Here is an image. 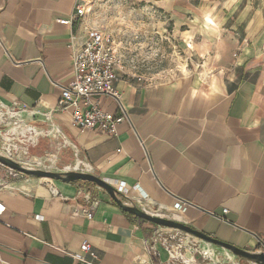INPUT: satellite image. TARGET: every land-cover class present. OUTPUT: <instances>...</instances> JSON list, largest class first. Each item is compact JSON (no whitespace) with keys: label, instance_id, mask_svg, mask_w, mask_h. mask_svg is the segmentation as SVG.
I'll use <instances>...</instances> for the list:
<instances>
[{"label":"crops","instance_id":"1","mask_svg":"<svg viewBox=\"0 0 264 264\" xmlns=\"http://www.w3.org/2000/svg\"><path fill=\"white\" fill-rule=\"evenodd\" d=\"M93 1L0 0V115L64 139L81 170L141 210L264 251V0H111L166 19L161 34L193 54V68L170 79L119 72L127 120L116 137L81 132L71 111L56 112L90 28L88 15L70 26L59 21ZM97 102L122 115L113 99ZM84 188L37 179L0 188V264H80L68 254L85 244L98 264L166 260L147 243L153 225L130 219L104 192H94L92 220L75 215Z\"/></svg>","mask_w":264,"mask_h":264},{"label":"built area","instance_id":"2","mask_svg":"<svg viewBox=\"0 0 264 264\" xmlns=\"http://www.w3.org/2000/svg\"><path fill=\"white\" fill-rule=\"evenodd\" d=\"M88 12L86 5H78L75 17L60 20L59 23L70 26L77 18L86 17ZM120 48L113 37L90 27L87 29L82 46L73 53L75 80L62 89L56 112L71 111L73 126L81 132L98 131L103 135L116 137L118 125L127 120L121 103V95L115 87L119 72L123 69ZM101 97L116 101L122 110V115L114 116L104 111L97 102V99ZM7 124V117L0 115V127ZM14 129L21 131L19 134L24 137L32 136L37 131L34 127L29 126L23 129L20 125H16ZM10 152L3 154L14 161ZM27 167L35 169L34 166L28 165ZM75 170L78 171V169ZM10 172L15 173L12 170ZM12 176L17 177L18 175L15 173ZM96 191L103 192L97 187L81 190L79 196L84 200L85 207L76 211L75 215L84 216L89 220L94 218L100 202L94 197ZM143 211L149 213L146 209ZM5 212L6 207L0 201V221ZM147 243L154 256L160 257V251L165 253L166 260L160 264H242L241 261H236V257L229 252L222 250V254L206 242L175 229L152 226ZM68 255L80 264H98L99 261V256L88 244L81 247V254Z\"/></svg>","mask_w":264,"mask_h":264},{"label":"rangeland","instance_id":"3","mask_svg":"<svg viewBox=\"0 0 264 264\" xmlns=\"http://www.w3.org/2000/svg\"><path fill=\"white\" fill-rule=\"evenodd\" d=\"M89 9L87 20L90 27L113 37L120 45L124 73L165 80L183 75L193 68V54L189 48L180 46L179 40L169 39L167 33L163 35L159 31L160 22L166 23V19L121 1L96 0L89 5ZM165 27L171 31L168 24ZM10 122L0 127L1 153L10 149L14 161L35 169L56 173L75 169L81 171V166L76 168L77 150L64 139L55 133L42 134L33 142L29 140L30 136L19 134L21 131L9 125ZM11 173L0 165V188L31 179L17 172L18 176L14 177L15 173Z\"/></svg>","mask_w":264,"mask_h":264},{"label":"water","instance_id":"4","mask_svg":"<svg viewBox=\"0 0 264 264\" xmlns=\"http://www.w3.org/2000/svg\"><path fill=\"white\" fill-rule=\"evenodd\" d=\"M0 164L7 169H10L24 176H28L31 179L61 182L65 184H77L81 182L92 184L95 187L101 189L107 195H109L123 212L133 216L139 224L147 223L153 226L179 230L194 238L202 240L217 249L229 252L234 257L238 258L241 263L244 262L246 264H264V251H253L247 248L241 249L233 245L213 239L208 235L200 231L194 230L187 225L160 216L149 214L141 210L134 203L128 202L111 184L88 172L72 170L56 173L40 169H33L27 167L26 165L13 161L1 152Z\"/></svg>","mask_w":264,"mask_h":264},{"label":"trees","instance_id":"5","mask_svg":"<svg viewBox=\"0 0 264 264\" xmlns=\"http://www.w3.org/2000/svg\"><path fill=\"white\" fill-rule=\"evenodd\" d=\"M32 153H36L35 152V150H32ZM77 184H79V185H82V186H88V187H90V188H93V187H95L94 185H92V184H89V183H77ZM130 219H132L133 221H136V219L133 217V216H131V215H129V214H127V213H125ZM141 225H143V226H145V225H151V224H141ZM148 235L150 234V231H148V232H146Z\"/></svg>","mask_w":264,"mask_h":264},{"label":"bare ground","instance_id":"6","mask_svg":"<svg viewBox=\"0 0 264 264\" xmlns=\"http://www.w3.org/2000/svg\"><path fill=\"white\" fill-rule=\"evenodd\" d=\"M23 133H24V130H23ZM38 135H39V133L37 131H35V133L32 136H30L29 140L33 141V142L36 141ZM7 151H10V149L9 150L7 149ZM37 163H39V162H37ZM41 163H42V161H41ZM39 165H40V163H39ZM76 168H79V164L76 165ZM68 169H70V168H68Z\"/></svg>","mask_w":264,"mask_h":264}]
</instances>
